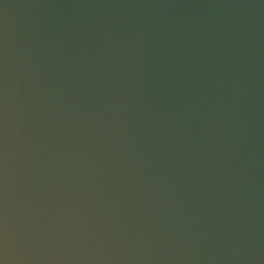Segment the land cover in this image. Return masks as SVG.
Wrapping results in <instances>:
<instances>
[{
	"label": "water",
	"instance_id": "water-1",
	"mask_svg": "<svg viewBox=\"0 0 264 264\" xmlns=\"http://www.w3.org/2000/svg\"><path fill=\"white\" fill-rule=\"evenodd\" d=\"M0 264H264V0H0Z\"/></svg>",
	"mask_w": 264,
	"mask_h": 264
}]
</instances>
